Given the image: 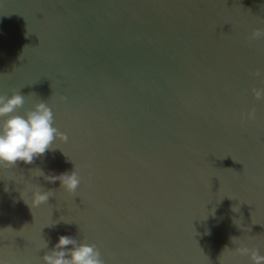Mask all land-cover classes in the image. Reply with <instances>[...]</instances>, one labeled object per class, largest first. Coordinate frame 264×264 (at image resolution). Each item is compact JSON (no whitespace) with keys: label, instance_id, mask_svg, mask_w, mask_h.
<instances>
[{"label":"water","instance_id":"water-1","mask_svg":"<svg viewBox=\"0 0 264 264\" xmlns=\"http://www.w3.org/2000/svg\"><path fill=\"white\" fill-rule=\"evenodd\" d=\"M255 29L264 0H0V95L68 136L0 170V264H43L61 235L105 264H250L232 237L264 255ZM75 167V194L35 170ZM36 184L55 194L32 209Z\"/></svg>","mask_w":264,"mask_h":264},{"label":"clouds","instance_id":"clouds-1","mask_svg":"<svg viewBox=\"0 0 264 264\" xmlns=\"http://www.w3.org/2000/svg\"><path fill=\"white\" fill-rule=\"evenodd\" d=\"M260 38H264L262 29H255L248 37L250 41ZM251 75L259 77L261 72L257 70ZM252 93L257 101L264 100V88H253ZM24 103L25 96L19 92L14 91L11 96L0 95V170L14 169L20 162L32 164L37 157L44 156L56 140H68L66 134L53 126L54 115L46 102L40 101L23 115L15 114L23 108ZM245 119H256L255 108L248 111L246 116L241 115V120ZM35 170L38 176H44L49 183L59 181L60 187L69 194H75L81 183L76 167L71 172L59 175H45L41 169ZM54 194L52 190L43 191L40 185L36 184L33 186L31 203L28 204L32 209L48 204L49 198ZM238 210L233 208V211ZM239 239L232 237L233 243L237 245L234 249H229L232 255L247 257L250 264H264V255L260 254L259 248L238 243ZM42 247L47 248L48 243L44 241ZM42 261L43 264H105L95 244L80 243L76 238L67 235L59 236L58 242L42 256Z\"/></svg>","mask_w":264,"mask_h":264}]
</instances>
